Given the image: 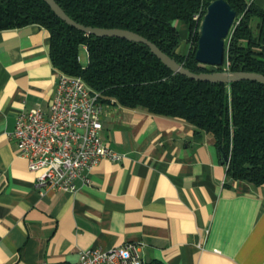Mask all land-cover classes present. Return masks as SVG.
I'll return each mask as SVG.
<instances>
[{"label": "crops", "instance_id": "obj_1", "mask_svg": "<svg viewBox=\"0 0 264 264\" xmlns=\"http://www.w3.org/2000/svg\"><path fill=\"white\" fill-rule=\"evenodd\" d=\"M56 70L43 26L0 29V264H69L125 242L144 264H264V182L228 178L214 137L181 118L103 102L101 136L122 159L75 191L38 185L7 133L19 111L48 109Z\"/></svg>", "mask_w": 264, "mask_h": 264}, {"label": "trees", "instance_id": "obj_2", "mask_svg": "<svg viewBox=\"0 0 264 264\" xmlns=\"http://www.w3.org/2000/svg\"><path fill=\"white\" fill-rule=\"evenodd\" d=\"M55 1L69 17L84 25L139 33L191 71L264 74V7L246 0H226L236 11V23L224 40V59L218 67L202 64L194 57L200 19L211 0ZM196 14L200 16L197 19ZM254 18L258 20L255 24ZM30 23L47 30L53 66L80 76L100 92L102 102L181 118L196 132L214 137L227 156L223 162L228 178L254 185L264 182V82L194 79L173 72L144 43L97 36L69 25L44 0H0V29ZM183 38L186 48L182 52ZM83 46L85 63L80 59Z\"/></svg>", "mask_w": 264, "mask_h": 264}, {"label": "built area", "instance_id": "obj_3", "mask_svg": "<svg viewBox=\"0 0 264 264\" xmlns=\"http://www.w3.org/2000/svg\"><path fill=\"white\" fill-rule=\"evenodd\" d=\"M199 17L194 15L195 19ZM56 75L48 109L35 106L19 111L7 135L14 140L17 153L27 159L29 170L38 171V185L75 191L79 180H88L87 169L103 158L120 160L123 154L102 139L100 92L80 76L60 70ZM107 263L144 264L133 242L107 249L82 248L78 259L69 264Z\"/></svg>", "mask_w": 264, "mask_h": 264}, {"label": "water", "instance_id": "obj_4", "mask_svg": "<svg viewBox=\"0 0 264 264\" xmlns=\"http://www.w3.org/2000/svg\"><path fill=\"white\" fill-rule=\"evenodd\" d=\"M44 1L59 18L86 33L97 36H116L146 44L161 62L173 72H179L194 79L212 82L229 83L237 79H254L264 82V74L255 71H191L185 68L175 58L162 51L154 42L135 31L117 27H93L84 25L69 17L55 0ZM235 16L236 11L226 0H211L207 4L205 12L200 19L199 35L194 53V57L198 62L217 67L222 65L224 59V40L234 23ZM218 149L222 153L223 161L227 160V156L220 146H218Z\"/></svg>", "mask_w": 264, "mask_h": 264}, {"label": "rangeland", "instance_id": "obj_5", "mask_svg": "<svg viewBox=\"0 0 264 264\" xmlns=\"http://www.w3.org/2000/svg\"><path fill=\"white\" fill-rule=\"evenodd\" d=\"M229 33H230V31H229ZM183 35H184V33H183ZM185 48H186V42H185V39L183 38V40L181 41L180 50L183 52L185 50ZM80 59H81L82 63H85L87 61L86 52L82 48L80 49Z\"/></svg>", "mask_w": 264, "mask_h": 264}]
</instances>
